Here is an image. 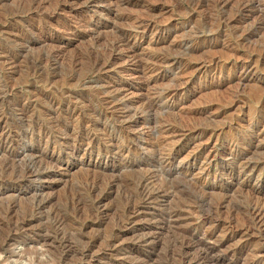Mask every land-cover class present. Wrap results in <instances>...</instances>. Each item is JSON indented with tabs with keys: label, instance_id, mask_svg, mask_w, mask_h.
<instances>
[{
	"label": "rangeland",
	"instance_id": "1",
	"mask_svg": "<svg viewBox=\"0 0 264 264\" xmlns=\"http://www.w3.org/2000/svg\"><path fill=\"white\" fill-rule=\"evenodd\" d=\"M25 1L29 2L30 0H0V117H2L5 122L4 125L2 124V127H0V132L2 130L3 133L6 134L9 132L8 140L11 141L12 146L15 145L13 147H16V149L27 146L38 151L40 148H44L48 154H53L54 158L59 156L63 165L60 170H54L55 172L50 173L43 179H38V181L33 180L32 182L26 181L27 184L25 182L23 185L24 187L22 186L18 192L15 191V187H13L14 179L12 178L23 173L22 171L26 162L17 161L14 164V169L11 168L4 171L1 165L5 162V156L0 153V264H58L56 258H54L60 253L55 250L57 247L54 248L55 255H53V257L52 254L45 251V247L42 246L41 243L35 242V238L45 233V235L55 238V230L51 227L50 223L52 218L56 219L57 215L59 216L60 214L65 218L58 233V236L60 234L62 240L69 242L77 252L83 249V247L93 244V255H107L104 250L105 248H101V246L106 236L109 235L112 230L111 227L116 217L115 210L122 207L126 193L130 192V187L126 186V181L137 176L138 173L136 174V169L134 168L129 170L123 166L121 168L122 164L119 163L121 161L114 151H112V154L110 153L106 159L103 157L99 165H97V158L94 155L89 158L87 156L81 157V152L76 154L67 153V147L72 140L71 137L75 135V129L80 122L78 119H89L92 118L91 116L94 118V114H90L93 113L91 109L95 107L99 108L98 98L100 99L103 95L99 93V90L102 89V85H106L109 82L111 84L121 82L127 87H130L131 90L133 89L136 91V93H143V95L155 91L172 89L173 87L179 88V98L177 97L178 103L176 102L174 107L171 106L168 108L161 106L154 112L156 121L167 119L180 130V133L182 132L185 135L182 141L175 142L176 138L171 141V144L179 148L177 152L178 160L185 158L186 155L190 153L193 154L198 152L201 153L199 161L205 157L204 155H215V153L217 154V159H219L221 152L223 149L228 148L227 146L242 152L247 159L249 157L252 160L264 158V0L257 3L258 6L261 5L260 7L255 4L256 7H252V10H249V8H246L247 10L242 9L240 8L241 6H239V3L250 2L252 0H228L225 3L218 2V0H212L213 2H210L211 0H197L199 1L198 3H196V0H138V2H136L137 0H131V2L128 3H125L124 0H107L108 2L106 0V2L100 0L95 2V4L89 0H56L57 2H55V0H49V2L48 0H36V3H26ZM64 1L67 3H64ZM54 2L57 4L55 5ZM101 2L102 5L100 4ZM207 3H209V5ZM210 4L213 5L210 6ZM237 5L239 10L237 9ZM42 6L43 9L45 8L47 11L45 9L41 10ZM205 6L208 7L206 8ZM115 11L117 14H115ZM14 13L16 14L14 15ZM140 14L144 17L147 15L148 17H145L146 19L153 20L156 25L158 24L157 26L161 29L160 33L157 31L155 32V30L154 32L142 31L143 28L139 25L136 27L135 17L139 15L137 19L143 18ZM26 19H29V21ZM157 21H159V23ZM133 23H135V25ZM55 24L57 28H54ZM205 24L210 28L207 27V25L205 27ZM74 26H76L77 29L74 28ZM92 27L95 30L92 29ZM211 27H213V29ZM46 28H48V30ZM121 28L123 30L125 29V31L129 32L132 36L134 35L131 40V45L136 48L135 55L129 57L128 50H124V58L116 60L118 64L119 61H121L120 65L115 62L114 66L112 65V68L110 67L106 74L102 75L101 73L98 74L91 71L90 69L92 66L90 67L89 65H92L93 56H102L104 50L106 51L109 49L107 47V45H109L107 40L116 32L114 29L122 30ZM138 29L140 31H138ZM98 31H100V33ZM151 34L153 36H151ZM158 34L161 38L159 41H155V38L159 36ZM105 40L107 42H105ZM194 41L198 42L197 45L200 50L197 49L191 52V49L188 46L186 47L184 43L188 42V44H192L191 42L194 43ZM57 45L61 47V56L58 60L54 61L51 53L58 47ZM155 54L160 55L157 59L166 54L171 56L174 55L180 57V59L186 63L181 62L183 66L181 65L177 69L169 68V66L167 67L166 65H158V68V66L155 65L153 66L155 68H153L154 74H151V77L155 80L147 86L148 88L140 84L137 85L140 82L141 74L144 75L143 72H141L143 70H140V68H142L145 63L147 65L149 62H154L152 58L156 56ZM87 57L91 59V62ZM208 58L215 59V62L218 60L215 69L209 70L200 67V63L203 60H209ZM248 63L250 64V66H248L250 68H247L249 70L245 75L243 65ZM33 66H35L36 69ZM147 73L146 71L145 74ZM174 75L175 77H173ZM101 76L102 78H100ZM37 78L41 81L39 82ZM154 82L155 84H153ZM182 82L183 85H180ZM81 84H83L82 86L84 88L79 86ZM84 84L86 85L84 86ZM49 91L51 93H49ZM84 94H86L87 97ZM38 96L42 99L38 98ZM80 104L82 105L80 106ZM166 108L168 109L166 110ZM67 109L73 111L71 116H68ZM39 116H42V118ZM52 122L55 123V125ZM50 123L54 126L52 124L50 125ZM88 123L89 122H82L85 127H89ZM46 124L48 125L47 127L54 132L52 136L46 138L47 140L49 139L48 147L44 144L45 138L39 143L35 134H31V137L29 133H25L32 128V131L36 133L40 126H46ZM63 124L68 126L66 130L68 134L65 130L58 131L55 129V127L57 128V126ZM104 126L105 125L102 123V125L98 124L92 129V133L95 136L99 138L102 136L100 138L101 141L107 140L104 132L105 129H110L108 127L104 128ZM97 127L98 129H96ZM130 130L131 129H127L124 134ZM251 133L252 135L255 133L257 135L253 141H247ZM116 136L117 133L114 136L113 143L117 145L121 142L120 138L118 139ZM241 136L246 138V140L236 145V147L234 145L231 146L233 138H242ZM55 138L58 139V141ZM52 142L53 144H51ZM142 156L144 155L142 154ZM144 157H148V155ZM111 169H113V171H111ZM191 171L194 173L196 169H192ZM113 172L118 182L106 199L111 209H108L107 214L102 218L100 224L92 223L88 215L92 209L93 199L91 198H93V194L90 195L88 192V182L86 179H89V177L95 174L97 176L102 175V179H105V174L108 173V175H112ZM164 175L165 173L163 176ZM86 176H88V178ZM251 184H253V181ZM25 187L26 189H24ZM237 188L236 185H231L230 188H224V191H222L223 193L227 192L226 198L228 199L229 205H236L239 201H245L242 197L244 192ZM35 189H40L42 192L44 191L43 193L50 198V202L43 209L41 219H32V221L28 223L29 225H22L32 218L33 211L31 210H33L32 207L35 205L34 203H36L32 194ZM220 193L221 191L214 189L210 192V195L217 197ZM15 194H18V197H16ZM72 195L78 197L81 195L78 207L77 205L74 207L71 203L68 204V202H70L69 197ZM180 196V194L174 196V200ZM44 214L47 215V217H45ZM240 219L241 215L236 216L235 226H239L241 223ZM15 224L18 225V228H25L23 230L19 229L18 231H14L17 228L14 227ZM12 231L15 236L9 237ZM163 234L153 253L154 256H157L155 257L156 263L176 264L169 256L170 251L174 248L172 242L173 235L167 234L166 232ZM262 234L264 236V230ZM217 235L222 236V231L218 232ZM122 237L127 239L124 242L130 240L129 234H124ZM55 240L59 241L58 238H55ZM239 241H241V237L236 235L231 238V240H227L223 248H233ZM252 244H255V242ZM126 253V250H120L113 256H110V258L120 260L119 257H122V255H128ZM71 255L68 259L69 262H77V260H79L80 256L78 254L72 253ZM107 258H109V256ZM105 259L106 258L95 260L94 264H106ZM84 264L88 263L86 262Z\"/></svg>",
	"mask_w": 264,
	"mask_h": 264
},
{
	"label": "bare ground",
	"instance_id": "2",
	"mask_svg": "<svg viewBox=\"0 0 264 264\" xmlns=\"http://www.w3.org/2000/svg\"><path fill=\"white\" fill-rule=\"evenodd\" d=\"M35 1L36 0H30L29 2L33 3ZM84 1H86V0H84ZM89 1L94 2V4H95V2H98L100 0H89ZM226 1H228V0H218V2H222V3H225ZM29 2H26V3H29ZM48 2H49V0H48ZM55 2H57V1L55 0ZM124 2L128 3V2H131V0H124ZM136 2H138V0ZM198 2L199 1L196 0V3H198ZM210 2H213V1L211 0ZM260 2H261V0H252L250 2H242L241 4L239 3V6H241L240 8H242V9L249 8V10L250 9L252 10L253 9L252 7H254L255 4L260 3ZM64 3H67V2L64 1ZM78 3H81V2H78ZM56 4L57 3H55V5ZM59 4H60V2H59ZM100 4L102 5V2ZM207 4L209 5V3H207ZM213 4H210V6ZM55 5H53V6H55ZM26 6H25V8H26ZM125 6H127V5H125ZM198 6H199V4H198ZM256 6H258V4ZM260 6H258V7H260ZM56 7H58V6H56ZM205 7L207 8L208 6H205ZM237 7H238V5H237ZM220 8H224V7H220ZM44 9L42 6L41 10H44ZM73 9H74V7H73ZM167 9H169V8H167ZM215 9H216V7H215ZM237 9L239 10V7ZM33 10H35V9H33ZM16 13H14V15ZM12 14H13V12H12ZM115 14H117V12ZM149 15H151V14H149ZM138 16L139 15H137V17ZM132 17H133V15H132ZM137 17H135L136 27H137V25H139L143 28L142 31H146V32L153 31L154 32V30H155V32L157 31L158 33H160L161 29L157 26L158 24L156 25L153 20L146 19L145 17H148L147 15L145 17L141 15V17H143V18H138V19H137ZM235 18H237V17H235ZM26 20L29 21V19H26ZM82 20H84V19H82ZM227 20H229V19H227ZM37 22H38V18H37ZM157 22L159 23V21H157ZM93 24H96V23H93ZM133 24L135 25V23H133ZM207 24H205V27ZM258 24H261V23H258ZM36 25H39V24H36ZM84 25H86V24H84ZM208 25H207V27H209ZM55 26H56V24H55ZM55 26H54V28H57V26L56 27ZM162 26H164V25H162ZM114 27H116V26H114ZM213 27H211V28L213 29ZM74 28H76V26H74ZM83 28H85V27H83ZM86 28H87V26H86ZM88 28H89V26H88ZM46 29L48 30V28H46ZM58 29H56V30L59 31ZM92 29H94V28L92 27ZM116 29H114V31H116V32H114V34L112 33L113 35H112V37H110L109 40H107L108 39V37H107L106 40L108 41L109 45H107V44L106 45L109 49L106 51L104 50V52L102 51L103 52L102 56L101 55L93 56L94 59L92 60V62H91V59H89L87 57V59H89L91 64H92V65H89L90 67L92 66L90 69L91 71L96 72L98 74L101 73L102 75L106 74L109 71L110 67L112 65L114 66L116 60H118L120 58H124V55H123L124 50H128L129 54L128 53L127 54L129 57H133L135 55L136 48H135V46L131 45L132 44L131 40L133 39L134 35L132 36L129 32L125 31V29L124 30L122 28H121L122 30H116ZM90 30H91V28H90ZM90 30H88V31H90ZM100 31H101V29H100ZM100 31H98V32L100 33ZM138 31H140V30L138 29ZM30 32H31V30H30ZM35 32H38V31H35ZM98 32H96V33H98ZM39 33H41V32H39ZM151 36H153V35L151 34ZM160 38H161V36L159 35L158 37L155 38V41H159ZM214 39H216V38H214ZM106 40H105V42H107ZM188 42H189V40H188ZM188 42H185L184 44L186 45V47L188 46L191 49V52L199 49V46L197 45L198 44L197 41H194V43L191 42L192 44H190V43L188 44ZM59 45H60V43H59ZM59 45H57L58 46L57 48H59V49L55 48V50L53 49L54 52L51 53L53 55L54 61L58 60V58L61 56V47ZM89 53H91V52H89ZM13 55H15V54H13ZM158 56H160V55H156L154 58H152L154 60V62L148 61L149 64L147 63V65H146V63H145V64H143V67L141 66L142 68H140V70H143L141 72H143L144 75L141 74V79L139 80L140 82L137 85L140 84V85L147 87L151 82H153L155 80L153 77H151V74L153 73V68H154L153 66H155V65H157V66L158 65H166L167 67L169 66V68L177 69L182 65L181 62H183L180 59V57H177L174 55L171 56L169 54H166V55H163L157 59ZM36 57L39 58L38 56H36ZM47 58H48V56H47ZM62 58H63V56H62ZM33 60H35V59H33ZM47 61H48V59H47ZM71 61H70V63H71ZM124 61H126V60H124ZM120 62L121 61H119V64L116 62V64L120 65ZM217 62H218V60H217ZM217 62H215V59L214 60L209 59V60H205V61L203 60L200 63L201 64L200 67L203 69L205 68V69L212 70L213 68L214 69L216 68L215 66H216ZM183 63H186V62H183ZM239 64H238V66H239ZM32 65H30V66H32ZM248 66H250L249 63L243 65V67L245 69V75L248 73V70H249L247 68H250ZM33 67L35 68V66H33ZM158 68H159V66H158ZM88 70H89V68H88ZM90 70H89V72H90ZM112 70H114V69H112ZM146 71L149 74L148 73L145 74ZM28 72H30V71H28ZM218 72H220V71H218ZM249 72H251V71H249ZM199 73H200V71H199ZM131 74H133V73H131ZM31 77H32V75H31ZM135 77H136V75H135ZM173 77H175V75ZM100 78H102V76ZM42 79H43V77H42ZM33 80H35V79H33ZM38 81L40 82L41 80L38 79ZM38 81H36V82H38ZM107 81H109V80H107ZM184 83H186V82H184ZM107 84H110V85H107ZM107 84L102 85V83H101L102 89L99 90V93H101L103 95L100 97V99L98 98V102H99L98 107L99 108L95 107L94 109H91V110H93V113H90V114L91 115L94 114V118H93V116H91L92 118H89V119L88 118H85L84 120H83V118L78 119V120H80V122L75 129L76 131L73 129L75 131L74 132L75 135H73V137H71L72 138L71 142L70 143L68 142L69 144L67 143L68 144L67 153H72V154L75 153L76 154V153L81 152V157L87 156L89 158L93 157V155H94L97 158V161H96L97 165H99L100 160L103 157L106 159L108 157V155L112 151H114V153L117 154L118 159L121 161V162H119L120 164H122L121 168H122V166L126 167L128 170L134 168V169H136L135 170L136 174L138 173L137 176L126 181V186L130 187V192L129 193L127 192L128 194L126 193L122 207L120 209L117 208L115 210L116 217H115V222L113 223V226L111 227L112 230L110 231L109 235L106 236V238L104 239L103 245L101 246V248H105L104 250H105L107 255H102V256L93 255V253H92V248L94 247L93 244L87 245V246L83 247V249H81L77 252V250L74 249V247L69 242L62 240L61 236L59 234L60 239H61L60 240L59 236H58L59 229H60V226L65 221L64 220L65 218L62 217L61 214L59 216L57 215L56 219L51 217L52 221L50 223L51 227L55 230L54 231L56 234L55 238H58L59 241L55 240V238H52L48 235H45L46 234L45 233L44 235H38L35 238V242L39 243V244L41 243L42 246L45 247V251H47L49 254H52V256L55 255L54 248L57 247V248H55V250H57L60 253L57 252L58 255L55 257L53 256V257L56 258V262L58 264H84L86 262L88 264H94L95 260L102 259V258H106L105 259L106 264H157L156 263L157 261L155 259V257H157V256H154L153 253H154L155 247L159 243L160 238L164 235L163 233L166 232L167 234L169 233V234L173 235V241L172 242H173L174 248L170 251L169 256L173 261L176 262V264H264V236L262 234L263 230H264V158L263 159H261V158L257 159L256 158V159L252 160L249 157L247 159V158H245V156L242 152H240L236 149H233L230 146H227L228 148L223 149V151L221 150L222 152L220 154L219 159H217V157H216L217 154L215 153V155H204L205 157H203V159L201 161H199V159L201 157V153L198 152V153H193V154L190 153V154L186 155L185 158L178 160L177 159L178 158L177 152H178L179 148L178 147L176 148L174 144H171V141L174 138H176L175 142L182 141V139L184 138L185 135L182 132H181L182 133L181 134L179 132L180 130L173 123H171V121H169L167 119L156 121L155 117H154V112L157 111V109L161 106L162 107H168V108H170L171 106L174 107L175 103L177 102V97L179 95V88L173 87L172 89L170 88V89L163 90V91L162 90L161 91H155V92L148 93L147 95H145V94L143 95V93H136V91H134L133 89L131 90L130 87H127L125 84H122L121 82H118L115 84H113V83L111 84L109 82ZM153 84H155V82ZM178 84H180V83H178ZM82 85L83 84H81L79 86H82ZM85 85L86 84H84V86ZM180 85H183V82ZM98 87H99V85H98ZM180 87H182V86H180ZM93 91H94V89H93ZM38 92H40V91H38ZM49 93H51V92L49 91ZM61 94H63V93H61ZM66 94H65V96H66ZM97 94H98V91H97ZM84 95L86 96V94H84ZM33 96H34V94H33ZM38 98H41V97L38 96ZM96 100H97V98H96ZM55 101H57V100H55ZM64 101H65V99H64ZM75 102H76V100H75ZM25 103H27V102H25ZM35 103H36V101H35ZM35 103H33V104L36 105ZM96 103H97V101H96ZM45 104H46V102H45ZM52 104H53V102H52ZM82 104H83V102H82ZM82 104H80V106ZM57 105H55V106H57ZM74 105H76V104H74ZM77 105H78V103H77ZM71 106H72V104H71ZM83 106H84V104H83ZM50 107H52V106H50ZM40 108H41V106H40ZM168 108H166V110ZM67 114H68V116H71L73 114V111L68 110ZM55 115H56V113H55ZM25 116H26V114H25ZM40 118H42V116ZM64 118H63V120H64ZM68 119H69V117H68ZM71 119H73V118H71ZM3 120L4 119L2 117H0V127H2V124L4 125V123H5ZM51 120H53V119H51ZM65 120H66V118H65ZM81 120L83 123L89 122L88 123L89 127L88 126L85 127L82 124ZM52 123H50V125ZM102 123L105 125L104 128L108 127L111 129V130L105 129L104 135L107 137L106 141L100 140V138L102 137L101 135H100L101 137L99 138L92 133V129L98 124L102 125ZM53 124L55 125V123H53ZM75 125H77V124H75ZM37 126H39V125H37ZM47 126H48L47 124H46V126H40L37 129L36 133L32 131L33 128L30 130H27V132H25V133H29L30 135L35 134L36 135L35 137L38 138V141L40 143L42 140H44V138L46 139L49 136H52L54 134V132ZM73 128H74V126H73ZM55 129H57L58 131H60V130L66 131L68 129V126L66 124H63L61 126L60 125L57 126V128L55 127ZM96 129H98V127ZM127 129H131V130L126 132V134H124V132ZM69 130H72V129H69ZM5 131H7V130H5ZM201 132H202V130H201ZM213 132H214V130H213ZM116 133H117L116 137L118 139L120 138V142H121L120 144H117V145L115 143H113V139L115 138L114 136L116 135ZM12 134H14V133H12ZM67 134H68V132H67ZM32 135H31V137H32ZM195 135H196V133H195ZM256 135H257L256 133L254 135H252V133H251L250 137L248 135L249 140H247V141H253L255 139ZM8 136H9V132H8V134L3 133V130L0 132V153L4 154V156H5V162L1 165L2 166L1 168H3L2 170L6 171L8 169L13 168L14 164L17 161L26 162L24 165V169L22 171L23 173H21V175L19 174V176L12 178V179H14L13 180V185H14L13 187H15V191H18L19 189H21V187L24 185V183L26 181H31V182L33 180L38 181V179H43L46 176H48L50 173L55 172L54 170H60L61 169L63 164H62V160L59 158V156L57 158H54L53 154H48L44 150V148L43 149L40 148V150H38V151H36L32 148H29L27 146H24L23 148H20V149H16V147H13L15 145L12 146L11 141L8 140L9 139ZM60 136H61V134H60ZM31 137H29V138H31ZM237 137H239V136H237ZM24 138H25V136H24ZM24 138H23V140H24ZM50 138H52V137H50ZM53 139H54V137H53ZM48 140L47 139L44 140V144L46 147H48ZM56 140L58 141V139H56ZM245 140H246V138H244V137L236 138V139L233 138V140L231 142V146L234 145L236 147V145L240 144L241 142H243ZM50 142H51V140H50ZM175 142H173V143H175ZM117 143H118V141H117ZM51 144H53V142ZM63 144H65V143H63ZM38 145H40V144H38ZM216 152H218V151H216ZM142 154L144 156L148 155V157H144V156H142ZM110 156H112V155H110ZM192 169H196V171L194 173H192V171H191ZM111 171H113V169H111ZM130 171H133V170H130ZM7 172H9V171H7ZM102 172H104V171H102ZM164 173H165V175L163 176ZM110 174H112V173H110ZM101 176H97L95 174L92 177H89V179H86L88 182V184H87L88 185V188H87L88 192L90 193V195L93 194V196H92L93 198H91V199H93L92 209L88 215L90 218L89 220L92 223H98V224L101 223L102 218L107 214L108 209L110 208L106 202V199H107L108 195L111 193L112 189L117 185V182H118L114 172L112 175H108V173L105 174V176H106V177L104 176L105 179H102ZM86 177L88 178V176H86ZM8 180H9V178H8ZM252 181H253V184H251ZM26 184H27V182H26ZM7 185H8V183H7ZM231 185H236V187H238L239 190L244 192V195L242 196L243 199L245 200L244 202L239 201L236 205H229L228 204V201H227L228 199L226 198L227 192L223 193L222 191H224V188H228V187L230 188ZM85 187H87V186H85ZM24 189H26V187ZM214 189L221 191L219 196L213 197L210 195V192H212ZM43 192L40 189L33 190L32 196H33V199L36 201V203H34L35 205L33 204L34 208L32 207L33 210H31V211H33V214L31 216L32 218H30V220L24 222L22 225L28 224L30 221H32V219H35V220L41 219L42 214H43V209L50 202V198H48V196L45 195ZM178 193L181 196L174 200V196L179 195ZM0 194H1V192H0ZM74 195L69 197L70 202H68V204L71 203V205H74V207H76V205L78 207L79 198H81L80 197L81 195L79 197L74 196ZM15 196L18 197V194H15ZM53 213H54V211H53ZM238 215H241V219H240L241 223L239 224V226H235L234 224L236 221V216H238ZM45 217H47V215H45ZM53 217H54V215H53ZM46 219H48V218H46ZM17 226L18 225L15 224L14 227H17ZM24 228L23 227L22 228L17 227L14 231H18L19 229L23 230ZM12 229H14V228H12ZM220 231H222V236L219 235L220 236L219 237L217 235V233ZM124 234H129L130 240L124 242L125 240H127V239H125V237L124 238L122 237ZM236 235H239L241 237V241H239V243H237L233 248H223L224 243L229 239L231 240V238L235 237ZM11 236H15L13 231L9 237H11ZM253 242H255V244H252ZM6 243H7V241H6ZM120 250H126V252H127L126 254H128V255H126V256L122 255V257H119L120 260L110 258V256H113L114 254H116ZM72 253H76L80 256L79 260H77V262H71V261L69 262L68 259ZM108 256H109V258H107Z\"/></svg>",
	"mask_w": 264,
	"mask_h": 264
}]
</instances>
